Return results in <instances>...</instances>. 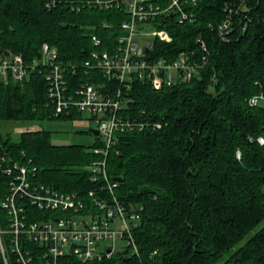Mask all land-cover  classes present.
<instances>
[{
  "label": "trees",
  "instance_id": "obj_1",
  "mask_svg": "<svg viewBox=\"0 0 264 264\" xmlns=\"http://www.w3.org/2000/svg\"><path fill=\"white\" fill-rule=\"evenodd\" d=\"M46 3L0 0L2 50L33 64L42 44L49 43L63 60L82 63L96 49L93 34L103 38L104 49L128 18L122 9L72 10ZM192 11V22L169 15L155 23L173 40H156L151 54L172 59L187 53L197 71L170 87L135 81L124 88L121 115L162 127L118 132L106 156L110 179L123 178L115 189L118 198L130 208L143 206L132 229L138 252L128 246L86 264H264V145L258 142L264 137V106L249 103L264 95V0H200ZM227 19L224 39L219 28ZM94 79L117 86L100 71H79L73 81ZM83 116L53 115L43 69H30L20 82L0 80V153L7 160L0 164L31 161L38 181L60 191L100 190L85 166L105 157L94 151L104 148L103 141L97 137L92 148L56 145L49 131L38 128L45 119ZM10 123L37 128L14 137ZM9 180L0 172L1 228L8 222L1 202ZM28 211L41 214L31 205ZM6 243L10 264H16ZM21 245L34 251L37 264H46L39 244L22 240ZM69 264L79 262L71 258Z\"/></svg>",
  "mask_w": 264,
  "mask_h": 264
},
{
  "label": "built area",
  "instance_id": "obj_2",
  "mask_svg": "<svg viewBox=\"0 0 264 264\" xmlns=\"http://www.w3.org/2000/svg\"><path fill=\"white\" fill-rule=\"evenodd\" d=\"M200 0H47L48 8L64 5L72 10L81 8L122 9L128 18L120 23L121 34L115 41L100 49L103 38L92 35L96 49L82 63L66 61L49 43L41 46V55L29 64L21 54L0 48V80L9 83L25 79L30 69H43L48 84L49 103L53 115L82 113L97 122L96 129L103 137L104 148L96 153L105 157L85 166L90 181L100 183L101 189L86 194L78 191H60L40 181L37 168L19 162L0 164V172L10 176L9 192L1 202L7 211L8 222L0 227V255L4 264H10L7 240L16 264H37L31 248L21 245L22 240L41 246L46 264H69L74 258L79 264L111 257L129 246L138 252L132 229L140 220L142 205L128 207L115 193L118 181L111 180L107 171L109 148L115 143L117 133L125 130H156L162 127L158 121L126 118L121 115L125 108L124 88L135 81H147L155 89L170 87L179 81L190 80L198 69L190 55L181 52L175 58H153L156 40L171 42V34L155 24L160 18L174 16L179 23L192 22L194 8ZM109 26V24H106ZM230 20L220 26L222 38L229 32ZM228 30V31H227ZM149 51L146 52V49ZM206 48V47H204ZM89 75L100 71L112 82L99 80L73 81L78 72ZM251 106H264V95L250 98ZM83 118V117H82ZM80 118V119H82ZM79 120V119H75ZM264 145V137L258 138ZM240 157V153L238 154ZM2 162H6L3 156ZM41 211L38 216L28 211L29 206ZM116 222H118L116 225ZM117 239L127 241L121 249H115ZM110 244L102 246L103 242ZM112 243V246H111Z\"/></svg>",
  "mask_w": 264,
  "mask_h": 264
},
{
  "label": "rangeland",
  "instance_id": "obj_3",
  "mask_svg": "<svg viewBox=\"0 0 264 264\" xmlns=\"http://www.w3.org/2000/svg\"><path fill=\"white\" fill-rule=\"evenodd\" d=\"M97 122L90 118L88 115H84L79 120H63V119H45L39 122L38 128L45 129L50 132V141L56 145H70L77 144L83 145L86 148H92L97 139L104 140L102 136L95 135L93 129H96ZM8 130L14 137H18L21 132L30 129L33 130L37 127L29 126L28 124L10 123L8 124ZM98 137V138H97ZM118 222H116V225ZM110 242L102 244V246L108 245ZM127 245L126 240L117 239L114 245L115 249H121ZM112 246V243H111ZM229 254H226L227 257Z\"/></svg>",
  "mask_w": 264,
  "mask_h": 264
},
{
  "label": "water",
  "instance_id": "obj_4",
  "mask_svg": "<svg viewBox=\"0 0 264 264\" xmlns=\"http://www.w3.org/2000/svg\"><path fill=\"white\" fill-rule=\"evenodd\" d=\"M149 51V48H147L146 49V52H148ZM93 131V133L95 134V135H99V130L98 129H93L92 130ZM2 156V154L0 153V157ZM116 181H118V182H122L123 181V178H114Z\"/></svg>",
  "mask_w": 264,
  "mask_h": 264
}]
</instances>
